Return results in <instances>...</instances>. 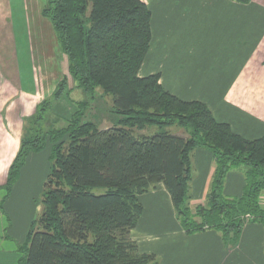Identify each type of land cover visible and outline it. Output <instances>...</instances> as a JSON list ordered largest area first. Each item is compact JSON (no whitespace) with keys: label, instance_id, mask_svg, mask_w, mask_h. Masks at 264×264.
I'll return each instance as SVG.
<instances>
[{"label":"trees","instance_id":"trees-1","mask_svg":"<svg viewBox=\"0 0 264 264\" xmlns=\"http://www.w3.org/2000/svg\"><path fill=\"white\" fill-rule=\"evenodd\" d=\"M42 13L69 58L76 87L86 93L100 88L111 95V111L120 117L113 126L101 129L85 119L90 103L81 101L66 125L45 128L41 127L44 105L50 102L44 101L25 120L6 196L30 153L50 144L51 164L39 217L18 246L17 264H159L155 254L140 253L130 236L143 212L140 195L158 184L170 193L189 235L214 229L237 242L242 216L252 214L264 221V137L237 134L217 120L206 103L183 100L165 89L158 74L139 76L152 40V15L145 3L49 0ZM65 87L63 80L54 99L62 96ZM148 126H157L158 131L145 135ZM174 126L188 135L173 134ZM196 148L211 150L215 169L205 203L191 206ZM240 168L244 189L239 197H229L224 191L227 175ZM94 188L105 192L97 194Z\"/></svg>","mask_w":264,"mask_h":264},{"label":"crops","instance_id":"crops-1","mask_svg":"<svg viewBox=\"0 0 264 264\" xmlns=\"http://www.w3.org/2000/svg\"><path fill=\"white\" fill-rule=\"evenodd\" d=\"M141 1L151 10L152 40L139 76L158 74L165 89L183 100L206 103L215 118L237 134L247 139L264 137V0ZM43 6L44 0H0V224L5 229V222L13 219L11 232L18 239L14 243L0 237V264L19 262L18 246L29 231L33 192L24 190L47 179L50 172L49 144L28 155L6 196L25 120L37 113L43 100L54 99L63 80L62 96L47 106L45 115L71 119L86 95L76 87L69 58L43 15ZM112 125L106 122L99 128ZM171 132L188 135L180 127ZM192 164L190 205L196 206L206 201L215 157L207 148H196ZM243 171L233 169L227 175L224 191L229 197L241 195ZM140 201L143 212L130 236L140 253L155 254L159 264H264V221L245 225L237 242L214 229L189 235L163 184L141 194ZM9 212L12 218L6 216Z\"/></svg>","mask_w":264,"mask_h":264},{"label":"rangeland","instance_id":"rangeland-1","mask_svg":"<svg viewBox=\"0 0 264 264\" xmlns=\"http://www.w3.org/2000/svg\"><path fill=\"white\" fill-rule=\"evenodd\" d=\"M48 2H49V0H44V6H46L48 4ZM44 101L50 102L49 104L44 105L45 107L48 106V108H49V105L50 104L53 105L55 100L54 99L43 100L41 102V107H43V102ZM84 101H88L90 103L89 107L86 108V116H85L86 120H91V121L95 122L98 126H104V124L106 122H108L109 126L112 125V124L114 125L119 120L120 116L115 114V113H113L111 111L112 104H113V97L111 95L104 94L102 89L98 88L93 93H86L85 99L82 102H84ZM46 115H45V120L42 121L41 127H45V128H56L57 127L58 128V127H61V126H64V125L67 124L66 121H61L60 119L56 120V117L54 116L53 113H48ZM32 127L34 128L36 126H32ZM178 128H179V126H174V128H171V131L176 132ZM34 129L36 130L37 127L34 128ZM157 131H158V127L157 126H148L146 128V130H144V134L150 136V135L155 134ZM138 133H140V132L137 131V134ZM45 181H46V178L43 179L40 182H33L31 187H30V189H28V190L25 189L24 190V192L26 194H28L31 191H33L30 194V196H29V199H30V201L32 203V206H30L31 210L29 209L30 212L27 215V217L29 216L28 219H29V226L30 227H31V224L35 220L38 219L39 214H40L41 205H40L39 209H38L37 205L40 203V200L42 198V194L44 192V183H45ZM93 191L96 192L97 194H101V193L105 192V189H103V188H94ZM263 197H264V194H263V196H261V201H262ZM27 199L28 198H26L24 200L25 204H27ZM23 206L25 208L24 204H23ZM25 210H26V208H25ZM7 215L11 216V213L9 212L8 214H6V216ZM246 215L247 214H245L244 216L246 217ZM249 215H251L253 218L250 219V221H248V222H245L246 221L245 217L242 216V220H243L242 228L245 225H247L248 223H250L252 221H255V219H257V218H255L254 215H252V214H249ZM11 218H12V216H11ZM5 223H6V226H7L5 229L2 226L3 223L0 224V237H3L5 239H7L8 241L11 240L14 243L18 242L17 237L11 232V228H12L11 226L14 224L13 219L7 220ZM30 227H29V229H30ZM12 231H13V229H12ZM8 234H10L11 236H9ZM5 236H7V238ZM4 251H6L5 248H3L2 252H4Z\"/></svg>","mask_w":264,"mask_h":264},{"label":"built area","instance_id":"built-area-1","mask_svg":"<svg viewBox=\"0 0 264 264\" xmlns=\"http://www.w3.org/2000/svg\"><path fill=\"white\" fill-rule=\"evenodd\" d=\"M245 217V216H244ZM247 218V219H246ZM253 217L251 216V215H249V214H247L246 215V217H245V222H248V221H250V219H252Z\"/></svg>","mask_w":264,"mask_h":264}]
</instances>
